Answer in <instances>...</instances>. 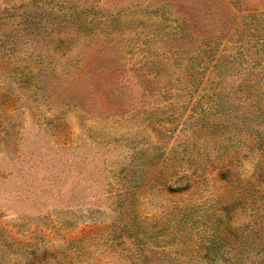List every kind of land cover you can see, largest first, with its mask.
Masks as SVG:
<instances>
[{
  "label": "rangeland",
  "instance_id": "1",
  "mask_svg": "<svg viewBox=\"0 0 264 264\" xmlns=\"http://www.w3.org/2000/svg\"><path fill=\"white\" fill-rule=\"evenodd\" d=\"M0 264H264V0H0Z\"/></svg>",
  "mask_w": 264,
  "mask_h": 264
}]
</instances>
